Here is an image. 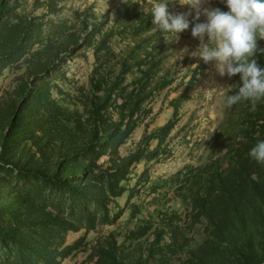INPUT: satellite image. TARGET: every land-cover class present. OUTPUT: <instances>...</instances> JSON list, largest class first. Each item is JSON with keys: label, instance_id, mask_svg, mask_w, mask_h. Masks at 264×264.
Segmentation results:
<instances>
[{"label": "rangeland", "instance_id": "1", "mask_svg": "<svg viewBox=\"0 0 264 264\" xmlns=\"http://www.w3.org/2000/svg\"><path fill=\"white\" fill-rule=\"evenodd\" d=\"M151 8L0 0V264H264V101Z\"/></svg>", "mask_w": 264, "mask_h": 264}, {"label": "clouds", "instance_id": "2", "mask_svg": "<svg viewBox=\"0 0 264 264\" xmlns=\"http://www.w3.org/2000/svg\"><path fill=\"white\" fill-rule=\"evenodd\" d=\"M169 0H150L152 3V23L162 33H169L178 40V34L189 28L187 16L191 13H170ZM207 0H179L195 10L193 19L206 16V22L195 23L191 35L200 41L193 56H199L205 63L216 61V70L220 76L232 77L239 74L241 86L235 94H224L223 106L231 108L239 103H249L250 111L255 112L257 105L264 101V68L254 59L257 52L264 53L258 47V39L264 40V0H223L228 11L220 8H207L202 5ZM207 36V42H205ZM211 45V46H210ZM248 156L264 165V140L252 146Z\"/></svg>", "mask_w": 264, "mask_h": 264}, {"label": "trees", "instance_id": "3", "mask_svg": "<svg viewBox=\"0 0 264 264\" xmlns=\"http://www.w3.org/2000/svg\"><path fill=\"white\" fill-rule=\"evenodd\" d=\"M264 55H260L258 61L259 63L262 65V68H264V59H263ZM37 174H39V172H35Z\"/></svg>", "mask_w": 264, "mask_h": 264}]
</instances>
